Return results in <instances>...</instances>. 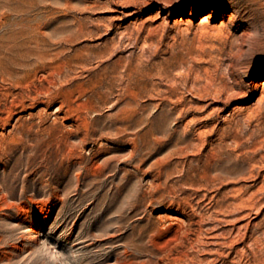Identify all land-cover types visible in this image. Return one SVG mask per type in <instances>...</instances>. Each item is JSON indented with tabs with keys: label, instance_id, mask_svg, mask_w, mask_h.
Segmentation results:
<instances>
[{
	"label": "rangeland",
	"instance_id": "374dc122",
	"mask_svg": "<svg viewBox=\"0 0 264 264\" xmlns=\"http://www.w3.org/2000/svg\"><path fill=\"white\" fill-rule=\"evenodd\" d=\"M0 264H264V0H0Z\"/></svg>",
	"mask_w": 264,
	"mask_h": 264
},
{
	"label": "bare ground",
	"instance_id": "6f19581e",
	"mask_svg": "<svg viewBox=\"0 0 264 264\" xmlns=\"http://www.w3.org/2000/svg\"><path fill=\"white\" fill-rule=\"evenodd\" d=\"M207 16H203L202 21H205ZM88 32V31H87ZM92 35V34H91ZM38 58V57H37ZM122 84V83H121ZM111 95V94H110ZM240 201V200H239ZM243 202V201H242ZM241 203V202H240ZM207 206V205H206Z\"/></svg>",
	"mask_w": 264,
	"mask_h": 264
}]
</instances>
